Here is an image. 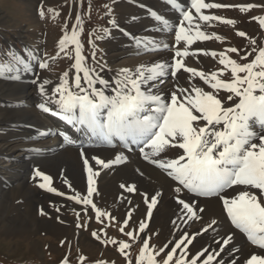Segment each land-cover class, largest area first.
I'll return each instance as SVG.
<instances>
[{"label":"snow or ice","instance_id":"obj_1","mask_svg":"<svg viewBox=\"0 0 264 264\" xmlns=\"http://www.w3.org/2000/svg\"><path fill=\"white\" fill-rule=\"evenodd\" d=\"M163 2L175 11L176 21L155 9L150 10L148 16L154 21L158 33L174 35V44L154 36L124 34L131 37L137 49L159 52L171 48L173 55L170 59L117 70L109 68L102 58L97 59V52L101 50L96 40L108 39L112 30L119 29L112 16L114 9L106 5L110 27L93 30L94 39L90 37L88 41L91 63L81 40L85 21L81 14H77L71 30L67 22L64 24L55 55L50 56L46 50L37 54L34 46H25L21 50L13 47L3 54L5 59L0 61V78L20 80L24 73L33 72L35 79L32 82L37 85L41 98L37 104L40 110L64 121L88 141L113 148L119 144L127 151L138 150L144 161L160 169L174 182L172 193L178 211L172 223L178 236H173L161 247L150 244L149 221L162 193H140L146 206L145 213L143 219L132 220L138 206H131L132 201L126 200L124 193H137L138 188L135 183H122L120 188L123 191L118 199L126 201L130 207L121 219L123 225L128 226L132 221L133 226L130 230L119 227V232L128 239L109 237L105 229L116 220V216L94 202L93 195L97 193L94 178L98 175L94 165L110 169L126 162L128 157L123 151L107 160L95 156L91 157L93 164L89 163V157L84 155L81 147L87 172L86 195L73 192L69 199L82 205L85 214L89 208L95 210L94 219L101 227L91 235L104 246H116L126 264H226L221 253L234 239L231 232L223 236L217 233L219 238H213L219 246L218 251H209L206 247L189 257L188 247L194 239L209 230L215 232V226H218V221L212 219L195 233L189 234L183 229L182 226L189 221L202 220L205 209L201 206V198L218 199L234 229L245 234L247 240L257 246L258 252L243 261L236 256L227 264H264V46L255 47L256 40L250 38L253 47L243 56L237 47L223 51L197 49L192 53L188 47L213 37L223 39L215 32L202 30L203 25L214 21L228 25L236 23L234 19L205 14L203 10L238 7L249 11L264 9V4L229 5L206 0H190V5L185 0ZM90 10L89 5V12L84 15H90ZM48 13L53 14L52 19L60 15L55 9H46L42 2L39 16L45 19ZM252 19L264 27V16ZM132 20L135 21V17ZM237 34L242 38L247 36L244 31ZM182 42L185 46L179 47ZM61 53L72 61L69 69L63 71L56 82L42 78L36 69L50 71L49 61H55ZM190 54L218 58L219 66L209 71L189 67L184 58ZM230 54H236L239 59ZM182 70L187 74L188 86L179 83L178 73ZM106 72L110 74L107 78ZM169 77L174 82L173 86L167 92L162 91L159 85ZM197 79L202 85L194 83ZM56 134L68 143H76L67 132ZM170 152H175V158H169ZM36 178L42 181L39 184L41 188L57 193L52 186V176L36 169L33 179ZM64 183L72 187L68 181ZM57 194L65 196L63 191ZM53 207L57 213L60 212L59 207ZM41 212L46 214L43 210ZM76 216L77 228L84 227L80 213L77 212ZM136 243L139 244L138 255L133 260L130 249ZM239 251L233 247L229 254ZM62 264H68L67 258ZM93 264L109 262L99 259Z\"/></svg>","mask_w":264,"mask_h":264},{"label":"bare ground","instance_id":"obj_2","mask_svg":"<svg viewBox=\"0 0 264 264\" xmlns=\"http://www.w3.org/2000/svg\"><path fill=\"white\" fill-rule=\"evenodd\" d=\"M185 3L189 4L190 0H186ZM143 4L146 5L144 10L123 5L125 9L119 17V22L121 21L123 24H118L119 29H114L111 37L105 39L107 65L113 70L121 67L135 68L141 63L170 59L173 55L172 49L159 52L137 49L131 37L124 34L127 32L137 37L154 36L158 40L174 44V35L158 33L148 12L155 9L176 21L175 11L171 10L163 0H147L143 1ZM193 14L195 15V11ZM132 17H138V19L133 21ZM123 37L127 39L124 40ZM204 44L206 41H197L188 46L190 53L197 49L206 50ZM35 45L39 47L40 43L37 42ZM183 46L185 45L182 42L179 47ZM141 52L146 53L140 54ZM208 58L209 56L203 54L195 56L190 54L184 59L189 67H196L204 71L214 70ZM104 75L107 78L110 74L106 72ZM42 78L48 77L43 76ZM178 78L182 86H188L187 74L183 70L178 73ZM33 80L31 72L24 73L20 80L0 78V219L5 222V231L8 234L17 235H29L40 231L66 234L69 227L68 219L61 211L73 208L83 211L82 205H77L69 199L73 192L86 195L87 172L83 163L84 157L80 152L83 147L84 155L89 157V163L93 164L91 157L95 156L107 160L123 151L128 157L126 162L110 169L94 165V170L98 171V175L94 178L97 189V193L93 195L95 203L103 208H109L118 219H121L125 210L130 206L126 201L118 199L123 191L120 185L135 183L138 192L124 193V195L126 200L132 201L131 206H138L132 214V220H138V218L143 219L146 208L140 193L160 191L162 195L158 198L159 202L153 209L148 231H152L159 237L163 245L173 236H178L179 233L175 232L172 223L178 209L172 193L174 182L171 178L167 177L160 169L144 161L138 150L127 151L119 144L113 148L95 141H88L85 137L81 143L72 144L64 141L63 137L56 133L65 132V130L55 129L56 127L52 126L51 122L44 117L43 111L37 107L41 98ZM173 83L169 77L159 87L162 91L167 92L172 88ZM194 83L202 85L198 79ZM62 123L68 127V130H71V126L66 125L64 121ZM49 133H53L54 136L43 137ZM72 133L78 134L75 130ZM79 136L81 137L80 134ZM36 138L49 140H44L38 146L33 147L32 140ZM72 139L75 140V137ZM168 156L175 158V152H170ZM36 169L52 176V186L57 189V193L65 192V196L61 197L57 193L49 192L46 188H41L39 186L42 182L40 178L33 179ZM65 180L72 185L71 188L64 183ZM200 203L205 209L202 220L189 221L187 225L182 226L183 229L189 234L195 233L202 226L210 223L212 219L218 221V226H215V232L209 230L194 239L188 247L189 257L206 247L209 248V251L212 249L218 251L219 246L214 243L213 238H219L217 233L223 236L230 232L234 233V239L221 253L226 264L236 256H239L240 261H243L250 254L258 252L257 246L252 245L245 234L234 229L230 224L218 199L201 198ZM51 205L59 207L60 212L51 210ZM41 210L49 216H43ZM233 247L240 251L230 255L229 249Z\"/></svg>","mask_w":264,"mask_h":264},{"label":"rangeland","instance_id":"obj_3","mask_svg":"<svg viewBox=\"0 0 264 264\" xmlns=\"http://www.w3.org/2000/svg\"><path fill=\"white\" fill-rule=\"evenodd\" d=\"M143 1L147 0H83L82 4L81 0H0V61L5 59L3 54L13 47L16 50H21L25 46H34L37 49V54H42L46 50L50 56L55 55V52L58 50L57 42L63 33L64 24L67 22L68 28L71 30L75 24V16L77 14H81L85 21L81 40L84 43L85 54L89 55L90 45L88 41L92 37L93 30L106 26L110 27V17L106 14L107 8L105 6H111L114 9L112 16L118 24H123L121 21L119 22L121 12L125 9L123 5L126 4L144 10L146 9V5L143 4ZM42 2L46 9H55L60 15L52 19L53 14L48 13L47 18L41 19L38 14V9ZM206 2L229 5L249 3L264 4V0H206ZM89 5L91 6L90 15H84L89 12ZM203 11L205 14L218 15L236 21L234 25H228L218 21H214L210 25H203L202 30L209 33L215 32L217 35L223 37L222 40H216L213 37L206 41L204 48L207 51H223L228 47H237L240 50V56H243L245 52L253 47L250 38L256 40L255 47L264 46V27L259 24L258 20L252 19V17L256 16H264V9L253 8L249 11H243L238 7H234L205 9ZM135 19L137 20L138 17ZM239 31L246 32L247 36L243 38L238 36L237 33ZM92 38L94 39V37ZM122 39L126 40L127 38L123 37ZM37 42L40 43L39 47L35 45ZM96 43L101 50L97 52V59L102 58L107 63L105 40H96ZM144 53L146 52H141L140 54ZM22 54L26 55V53ZM230 55L233 58L239 59L236 54ZM251 58L249 57V59ZM208 59L213 69L219 66L218 58L209 56ZM49 63L51 67L50 71L38 68L36 71L41 77L44 76L57 81L59 75L69 69L72 61L61 53L59 58L55 61L50 60ZM89 63H91L90 55ZM31 74L33 75V79H35V74L33 72ZM227 75L226 73L225 76ZM223 95L224 93H221V96ZM43 115L51 122L52 126L54 125L56 127L55 129L65 130V132L68 131V127H65L57 117L44 112ZM68 134L73 138L75 137L78 143H81L84 137L82 135L80 137L78 134L76 135L72 132H68ZM51 136H54V134L49 133L43 137L51 138ZM44 140L49 139L42 140V138H36L32 140L33 147L38 146ZM50 207L51 210H55L53 205ZM98 207L111 212L109 208H103L100 205ZM77 212L81 214L80 222L84 224L82 228H77L76 226ZM61 213L68 219L69 227L67 230L68 233L66 232V234H56L53 231H40L29 235L8 234L4 229L5 222L0 219V264H62L66 258L68 264H93L94 261L99 259H104L109 264L113 261L115 264H126L125 258L118 252L116 246L111 244L104 246L91 235L93 231H99L101 227L99 222L94 219V209L89 208L87 214L76 208L61 211ZM42 215L49 216L47 213ZM88 217L92 219H88ZM105 220L107 221V218ZM132 226V223H129L128 226L123 225V221L116 217V220L109 224L105 231H107L109 237L118 240L128 239L119 232V227H125L126 230H130ZM149 234L152 235L150 244L156 245L157 247L163 246V242L159 237L154 235L152 231H149ZM138 248L139 244L136 243L130 249L133 260L138 255ZM82 257L85 259H81Z\"/></svg>","mask_w":264,"mask_h":264}]
</instances>
